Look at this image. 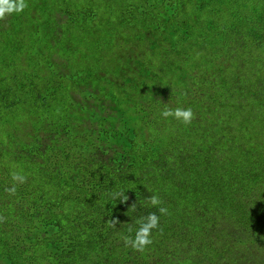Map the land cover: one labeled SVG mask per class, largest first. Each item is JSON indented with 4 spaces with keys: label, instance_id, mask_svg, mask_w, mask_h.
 <instances>
[{
    "label": "trees",
    "instance_id": "16d2710c",
    "mask_svg": "<svg viewBox=\"0 0 264 264\" xmlns=\"http://www.w3.org/2000/svg\"><path fill=\"white\" fill-rule=\"evenodd\" d=\"M96 1L0 20V263L264 264V0Z\"/></svg>",
    "mask_w": 264,
    "mask_h": 264
},
{
    "label": "clouds",
    "instance_id": "9594fccd",
    "mask_svg": "<svg viewBox=\"0 0 264 264\" xmlns=\"http://www.w3.org/2000/svg\"><path fill=\"white\" fill-rule=\"evenodd\" d=\"M26 0H0V20H5L8 16L13 13L19 14L24 11L27 7ZM161 115L164 118L173 117L174 119L180 121L185 125H190L195 119V113L189 108H180L177 107L174 110L170 108H165ZM12 180L14 181L13 185L9 188H6L5 191L9 195H15L17 191V184H23L26 182V177L18 172L12 173ZM114 199H120L121 203H127L129 197L125 195V192H117L114 194ZM149 203L152 206H159L158 210L161 215H167L168 209L162 207V200L157 195L149 196ZM135 204H132L130 208H134ZM4 218L0 217V222H3ZM108 223L111 227L115 228L119 223L118 219H109ZM139 228L135 232L134 238L131 236H126L123 238L124 244L130 246L136 251L143 252L145 248L153 243L152 241V232L154 229L159 228V216L156 213H149L146 217L142 218L139 222ZM129 232H132V229H128Z\"/></svg>",
    "mask_w": 264,
    "mask_h": 264
},
{
    "label": "rangeland",
    "instance_id": "374dc122",
    "mask_svg": "<svg viewBox=\"0 0 264 264\" xmlns=\"http://www.w3.org/2000/svg\"><path fill=\"white\" fill-rule=\"evenodd\" d=\"M96 3H97V4H100V3H102V2H101V0H97ZM61 5H62V4H61ZM49 10H50V14H48V11H49ZM24 11H26V10H24ZM52 15H53L52 9L49 8V9L47 10V16H52ZM27 18H30L29 15H28V13H27ZM6 75H7V74H6ZM1 85H5V82L3 81V82L1 83ZM0 264H1V263H0Z\"/></svg>",
    "mask_w": 264,
    "mask_h": 264
}]
</instances>
